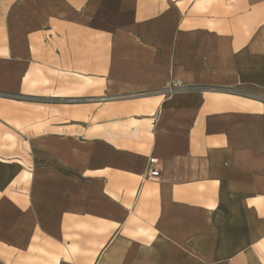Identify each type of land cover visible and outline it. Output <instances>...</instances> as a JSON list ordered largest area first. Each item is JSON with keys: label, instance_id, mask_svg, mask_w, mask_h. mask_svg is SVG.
Returning <instances> with one entry per match:
<instances>
[{"label": "crops", "instance_id": "0c3cea01", "mask_svg": "<svg viewBox=\"0 0 264 264\" xmlns=\"http://www.w3.org/2000/svg\"><path fill=\"white\" fill-rule=\"evenodd\" d=\"M0 264H264V0H0Z\"/></svg>", "mask_w": 264, "mask_h": 264}, {"label": "built area", "instance_id": "2783aa9c", "mask_svg": "<svg viewBox=\"0 0 264 264\" xmlns=\"http://www.w3.org/2000/svg\"><path fill=\"white\" fill-rule=\"evenodd\" d=\"M149 162L154 165L153 168L149 169L147 176L156 178L159 176V171L155 166H157L158 160L156 158H150Z\"/></svg>", "mask_w": 264, "mask_h": 264}]
</instances>
